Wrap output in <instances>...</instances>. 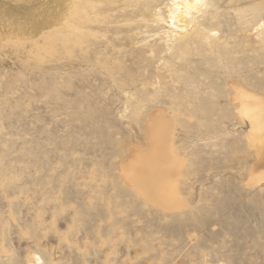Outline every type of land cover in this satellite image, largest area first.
I'll use <instances>...</instances> for the list:
<instances>
[{
    "label": "rangeland",
    "instance_id": "374dc122",
    "mask_svg": "<svg viewBox=\"0 0 264 264\" xmlns=\"http://www.w3.org/2000/svg\"><path fill=\"white\" fill-rule=\"evenodd\" d=\"M203 2L0 0V264H264V0Z\"/></svg>",
    "mask_w": 264,
    "mask_h": 264
},
{
    "label": "bare ground",
    "instance_id": "6f19581e",
    "mask_svg": "<svg viewBox=\"0 0 264 264\" xmlns=\"http://www.w3.org/2000/svg\"><path fill=\"white\" fill-rule=\"evenodd\" d=\"M41 1L45 2L46 8L42 12L43 15H40L39 24L44 26H50V28L54 26L58 27L57 25L63 24L65 22L67 23L68 16H74L75 13H79L77 12L80 9L79 5H76L75 3L73 4V2H75L76 0ZM49 2H51V5H48ZM203 4V0H173L172 5L174 7L173 10L170 12L172 25L176 29L185 31L195 20V15L202 10L201 7ZM192 27L194 28V33H198L199 31L201 33L203 32V27L200 25H195ZM185 36H190V34L188 33L183 36H180L177 41L178 46L187 45L188 41ZM162 196L165 197V195Z\"/></svg>",
    "mask_w": 264,
    "mask_h": 264
}]
</instances>
